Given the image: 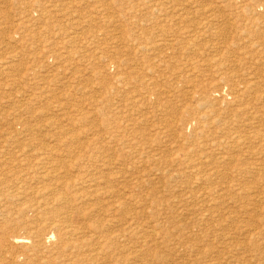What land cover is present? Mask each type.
Segmentation results:
<instances>
[{
	"label": "rangeland",
	"instance_id": "obj_1",
	"mask_svg": "<svg viewBox=\"0 0 264 264\" xmlns=\"http://www.w3.org/2000/svg\"><path fill=\"white\" fill-rule=\"evenodd\" d=\"M263 112L264 0H0V264H264Z\"/></svg>",
	"mask_w": 264,
	"mask_h": 264
},
{
	"label": "bare ground",
	"instance_id": "obj_2",
	"mask_svg": "<svg viewBox=\"0 0 264 264\" xmlns=\"http://www.w3.org/2000/svg\"><path fill=\"white\" fill-rule=\"evenodd\" d=\"M98 10V9H97ZM104 12V11H103ZM264 113V112H263ZM261 169V168H260ZM248 193H249V191H248ZM251 194V193H250ZM198 196V195H197ZM251 200V199H250ZM256 202V201H255ZM182 208V207H181ZM91 231V230H90ZM157 231V230H156ZM98 243V242H97Z\"/></svg>",
	"mask_w": 264,
	"mask_h": 264
}]
</instances>
